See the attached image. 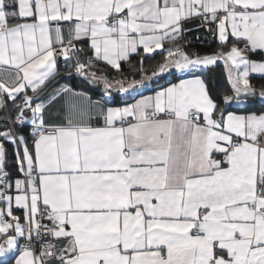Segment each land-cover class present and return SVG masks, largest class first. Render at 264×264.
Instances as JSON below:
<instances>
[{
    "label": "snow or ice",
    "instance_id": "obj_1",
    "mask_svg": "<svg viewBox=\"0 0 264 264\" xmlns=\"http://www.w3.org/2000/svg\"><path fill=\"white\" fill-rule=\"evenodd\" d=\"M0 264H264V0H0Z\"/></svg>",
    "mask_w": 264,
    "mask_h": 264
},
{
    "label": "trees",
    "instance_id": "obj_2",
    "mask_svg": "<svg viewBox=\"0 0 264 264\" xmlns=\"http://www.w3.org/2000/svg\"><path fill=\"white\" fill-rule=\"evenodd\" d=\"M199 48L201 49L202 53H203V49L207 48V45H199ZM157 61H159L160 57L157 56ZM258 59V58H257ZM135 62V61H134ZM154 62H149V64L151 65ZM222 67V66H221ZM218 68L214 73H211V82H210V86L214 89H219L220 91H223L228 85H227V81L223 75V71L222 68ZM129 68V65L125 64L124 65V69L127 70ZM114 71V70H113ZM149 71H151V68L149 67ZM65 74V73H62ZM116 78H120V77H116ZM252 83L254 84H259L261 83V81L259 79H253ZM94 97H99L98 95H93ZM119 98V97H118Z\"/></svg>",
    "mask_w": 264,
    "mask_h": 264
},
{
    "label": "crops",
    "instance_id": "obj_3",
    "mask_svg": "<svg viewBox=\"0 0 264 264\" xmlns=\"http://www.w3.org/2000/svg\"><path fill=\"white\" fill-rule=\"evenodd\" d=\"M222 66V65H221ZM222 68V71H223V67H221ZM116 79H120V78H116ZM114 95H116L115 93H114ZM99 97H94L93 96V99H98ZM118 98V97H117Z\"/></svg>",
    "mask_w": 264,
    "mask_h": 264
}]
</instances>
